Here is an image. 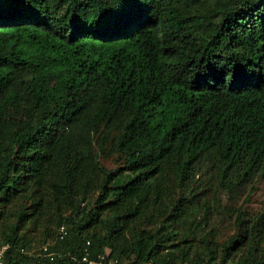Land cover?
<instances>
[{
  "label": "trees",
  "instance_id": "obj_1",
  "mask_svg": "<svg viewBox=\"0 0 264 264\" xmlns=\"http://www.w3.org/2000/svg\"><path fill=\"white\" fill-rule=\"evenodd\" d=\"M256 177L264 0H0L5 264H264Z\"/></svg>",
  "mask_w": 264,
  "mask_h": 264
},
{
  "label": "rangeland",
  "instance_id": "obj_2",
  "mask_svg": "<svg viewBox=\"0 0 264 264\" xmlns=\"http://www.w3.org/2000/svg\"><path fill=\"white\" fill-rule=\"evenodd\" d=\"M117 156L118 153L116 151L110 152L107 148L104 153L98 155V158L100 163L105 167L114 168L119 162ZM255 179L256 180L253 183H250L245 187L243 192L239 193L241 195L238 198H235L234 201L230 203V207L236 208L241 205L243 208L249 210H256L264 207V177H256ZM228 218L229 215L226 214L222 217V222H225L221 225L222 233H226L225 231L231 232L229 225L230 218ZM49 220L50 216L45 215L37 227L30 228L29 235L31 236V247L38 246L39 241L41 240L42 231L48 226ZM0 225H3L2 220Z\"/></svg>",
  "mask_w": 264,
  "mask_h": 264
},
{
  "label": "built area",
  "instance_id": "obj_3",
  "mask_svg": "<svg viewBox=\"0 0 264 264\" xmlns=\"http://www.w3.org/2000/svg\"><path fill=\"white\" fill-rule=\"evenodd\" d=\"M67 233H68L67 225L64 224V223H61L57 227L56 237L59 240H62V239H64L66 237ZM87 244H89L88 241H87ZM7 248H8V244H1L0 243V264H5L4 255H5V251H6ZM42 252H43V254L45 256L49 257L50 259L54 258L55 252L49 250L48 244H45V245L42 246ZM108 254H109V250L106 249L105 255L104 256L102 255L100 257V259L95 260V259H89L88 258V252H85L83 254V256L81 257V260L83 262H86L87 264H117L118 263L117 259H113V258L106 259ZM147 264H150V263H147Z\"/></svg>",
  "mask_w": 264,
  "mask_h": 264
}]
</instances>
